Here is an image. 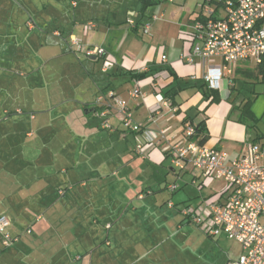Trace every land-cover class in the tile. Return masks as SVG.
<instances>
[{
  "label": "crops",
  "instance_id": "crops-1",
  "mask_svg": "<svg viewBox=\"0 0 264 264\" xmlns=\"http://www.w3.org/2000/svg\"><path fill=\"white\" fill-rule=\"evenodd\" d=\"M141 3L0 0V215L17 238L6 248L0 237V264H226L240 255L237 242L208 236L180 213L220 191L211 189L216 180L202 181L172 165V147L185 141L184 119L204 120L205 145L224 149L210 135L204 113L193 112L181 91L174 106L169 101L150 112L164 86L176 83L182 90L202 83L205 65L180 60L189 51L188 32L157 54L152 41L162 37V24L150 23L148 35L129 24L144 15ZM89 23L94 27L87 29ZM143 36L149 42L141 44L137 38ZM92 47L104 53L87 57ZM104 61L111 64L106 71ZM147 69L157 72L141 80L125 73ZM136 85L141 95L131 97ZM109 92L156 135L152 145L142 132L123 129ZM91 108L95 112H84ZM173 183L178 188L170 191ZM205 189L212 192L202 195ZM189 227L223 239L227 248L216 244L219 257L208 259L189 243Z\"/></svg>",
  "mask_w": 264,
  "mask_h": 264
},
{
  "label": "built area",
  "instance_id": "built-area-1",
  "mask_svg": "<svg viewBox=\"0 0 264 264\" xmlns=\"http://www.w3.org/2000/svg\"><path fill=\"white\" fill-rule=\"evenodd\" d=\"M129 24L134 23L129 20ZM93 27L92 23L87 24V29ZM142 33H150L149 22L143 24ZM188 40L189 51L181 53L180 60L191 66L200 60L205 65L201 80L209 89L218 90L222 80L230 88L240 62L247 63L250 68L264 67V0H202L190 24ZM71 44L78 46L76 40ZM103 53L99 47L85 50L87 57ZM161 61H166L165 55H161ZM109 66L111 64L104 61L103 71ZM258 79L264 82V74ZM139 95L141 92L136 85L130 96ZM107 96L116 105L123 129L142 132L146 144L152 145L156 135L132 120L127 102L112 92ZM102 101L103 95L96 98L99 105ZM169 105V100L158 92L150 112L157 113ZM103 125L108 127L106 123ZM183 132L185 141L171 149L172 165L181 171L190 169L202 181H220L224 187L205 200L201 207H184L180 213L208 236L224 235L240 245V255L226 264H264V144L250 141L240 153L231 157L222 149L207 147L194 140L195 130L190 121L184 123ZM136 151L142 153L143 145L137 143ZM167 188L174 191L178 184H170ZM167 206L174 207L172 202ZM9 226V219L1 214V244L6 248L17 240L9 233Z\"/></svg>",
  "mask_w": 264,
  "mask_h": 264
},
{
  "label": "rangeland",
  "instance_id": "rangeland-1",
  "mask_svg": "<svg viewBox=\"0 0 264 264\" xmlns=\"http://www.w3.org/2000/svg\"><path fill=\"white\" fill-rule=\"evenodd\" d=\"M201 2L202 0H174L173 2L158 0L156 4L152 3L144 9L143 20L151 24H162L163 30L160 32L162 37L154 38L152 41V46L155 50L158 49L157 54L160 51L159 48L167 47L172 39H181L184 33L190 31L188 19H194ZM193 10L194 12L191 13ZM154 15L158 17L156 20H152ZM137 39L141 44L149 42L146 36ZM240 64L245 66L242 62ZM242 77L243 74L240 71L235 73L232 88H229L224 80L220 81L215 93L208 92L206 88L200 89L201 83L198 84L199 86L191 85L181 90L182 101L191 102L193 112L204 113L210 135L222 140L223 149L229 154L238 153L241 147L244 148L250 141L264 144V82L256 78ZM203 91L206 93L204 94ZM206 132L209 134L207 130ZM223 187L222 182L215 181L211 189ZM211 189H205L202 195L211 193ZM165 193V196H171ZM191 229L190 227L185 229V232L191 233L192 236L189 243L210 260L211 258L215 260L216 255L217 258L219 257L216 252L218 245L220 247L223 245L224 248L227 246L222 242L223 239L216 242L202 236L198 231L193 233Z\"/></svg>",
  "mask_w": 264,
  "mask_h": 264
},
{
  "label": "trees",
  "instance_id": "trees-1",
  "mask_svg": "<svg viewBox=\"0 0 264 264\" xmlns=\"http://www.w3.org/2000/svg\"><path fill=\"white\" fill-rule=\"evenodd\" d=\"M158 0H142V10L144 11V9H146L147 6L151 5L152 3L155 4L157 3ZM141 17H143V14L141 13L140 16L138 17L137 21L133 24L132 28L134 31L137 32V30L143 26V23L141 22ZM245 66H238L235 73H237L238 71H240L243 74V77L245 79L248 78H256L258 79L259 75H263L264 74V67L263 66H258L257 69L256 68H250L249 66H247V63H243ZM167 70H169V73L171 76H173V80L176 82V75L174 74V72H172L169 68H167ZM155 72H157V69L153 70V69H147V70H143V71H127L125 72L126 74L130 75L131 78L137 79V80H141L144 79L148 76H153L155 74ZM242 77V78H243ZM241 78V77H240ZM235 78H233L234 80ZM200 89L206 88V90L210 93H215V91L217 90H212L209 89L207 87V85L202 82L200 84ZM232 88V87H230ZM179 91H181V88L175 83V84H168L166 86H164L162 88V90L160 91V93L162 94V96L164 98H166L167 100L170 101L171 105H175V97L178 95ZM203 93L205 94L206 91H203ZM190 118H186L184 119L183 122L188 121ZM193 120L190 119V123L194 126V130H195V134L193 136L194 140H197L199 144H205L207 139H208V135L206 132V126H205V121L204 120H200L197 123H193ZM257 142V141H254Z\"/></svg>",
  "mask_w": 264,
  "mask_h": 264
},
{
  "label": "water",
  "instance_id": "water-1",
  "mask_svg": "<svg viewBox=\"0 0 264 264\" xmlns=\"http://www.w3.org/2000/svg\"><path fill=\"white\" fill-rule=\"evenodd\" d=\"M84 112H86V113H88V112H95V108L86 109Z\"/></svg>",
  "mask_w": 264,
  "mask_h": 264
}]
</instances>
